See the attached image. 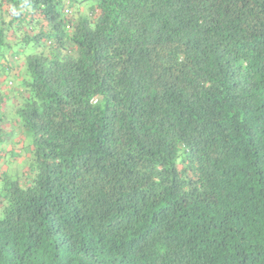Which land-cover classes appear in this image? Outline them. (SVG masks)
<instances>
[{
  "label": "trees",
  "instance_id": "1",
  "mask_svg": "<svg viewBox=\"0 0 264 264\" xmlns=\"http://www.w3.org/2000/svg\"><path fill=\"white\" fill-rule=\"evenodd\" d=\"M0 264H264V0H0Z\"/></svg>",
  "mask_w": 264,
  "mask_h": 264
},
{
  "label": "rangeland",
  "instance_id": "2",
  "mask_svg": "<svg viewBox=\"0 0 264 264\" xmlns=\"http://www.w3.org/2000/svg\"><path fill=\"white\" fill-rule=\"evenodd\" d=\"M16 139L17 142L14 145H10L8 159L4 160L2 164V168H10L12 172L25 169L29 160L27 157L29 148L26 147L28 140H25L26 138H21V136H17Z\"/></svg>",
  "mask_w": 264,
  "mask_h": 264
},
{
  "label": "built area",
  "instance_id": "3",
  "mask_svg": "<svg viewBox=\"0 0 264 264\" xmlns=\"http://www.w3.org/2000/svg\"><path fill=\"white\" fill-rule=\"evenodd\" d=\"M92 101H93V103H96L97 102V98H94Z\"/></svg>",
  "mask_w": 264,
  "mask_h": 264
}]
</instances>
